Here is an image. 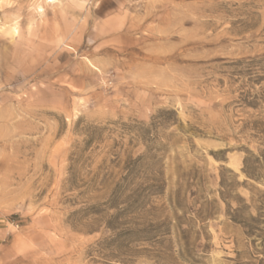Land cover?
Wrapping results in <instances>:
<instances>
[{"label":"rangeland","instance_id":"obj_1","mask_svg":"<svg viewBox=\"0 0 264 264\" xmlns=\"http://www.w3.org/2000/svg\"><path fill=\"white\" fill-rule=\"evenodd\" d=\"M0 264H264V0H0Z\"/></svg>","mask_w":264,"mask_h":264},{"label":"bare ground","instance_id":"obj_2","mask_svg":"<svg viewBox=\"0 0 264 264\" xmlns=\"http://www.w3.org/2000/svg\"><path fill=\"white\" fill-rule=\"evenodd\" d=\"M48 2V1H47ZM50 2H52V1H50ZM40 8V7H39ZM42 9V8H41ZM39 11H41V10H39Z\"/></svg>","mask_w":264,"mask_h":264}]
</instances>
